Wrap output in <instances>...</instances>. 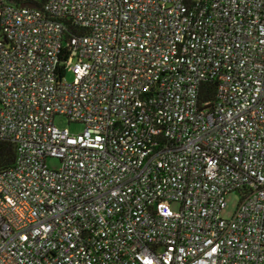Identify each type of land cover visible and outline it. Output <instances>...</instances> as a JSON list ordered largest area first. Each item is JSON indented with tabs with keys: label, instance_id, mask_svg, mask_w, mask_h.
Segmentation results:
<instances>
[{
	"label": "built area",
	"instance_id": "1",
	"mask_svg": "<svg viewBox=\"0 0 264 264\" xmlns=\"http://www.w3.org/2000/svg\"><path fill=\"white\" fill-rule=\"evenodd\" d=\"M0 140V264H264V0H0Z\"/></svg>",
	"mask_w": 264,
	"mask_h": 264
},
{
	"label": "rangeland",
	"instance_id": "2",
	"mask_svg": "<svg viewBox=\"0 0 264 264\" xmlns=\"http://www.w3.org/2000/svg\"><path fill=\"white\" fill-rule=\"evenodd\" d=\"M70 78V76H69ZM54 124L56 127H58L59 129H65L67 130L69 133L71 134H77L79 133L83 126L81 124H77V123H69L67 121V119L63 116H57L54 119ZM47 166L49 168H57L58 167V163L55 160H48L47 161ZM239 199L240 196L238 193H229L226 195L225 197V203L226 206L225 208L221 211V217L223 219H231L234 212L236 211L237 205L239 203ZM174 210L177 209V207L175 205L172 206Z\"/></svg>",
	"mask_w": 264,
	"mask_h": 264
},
{
	"label": "trees",
	"instance_id": "3",
	"mask_svg": "<svg viewBox=\"0 0 264 264\" xmlns=\"http://www.w3.org/2000/svg\"><path fill=\"white\" fill-rule=\"evenodd\" d=\"M216 91L215 82H206L202 85L201 95L203 100L212 101ZM15 160V149L12 143L0 140V170L13 165Z\"/></svg>",
	"mask_w": 264,
	"mask_h": 264
},
{
	"label": "water",
	"instance_id": "4",
	"mask_svg": "<svg viewBox=\"0 0 264 264\" xmlns=\"http://www.w3.org/2000/svg\"><path fill=\"white\" fill-rule=\"evenodd\" d=\"M27 5H29V4H27ZM31 6V5H30Z\"/></svg>",
	"mask_w": 264,
	"mask_h": 264
}]
</instances>
